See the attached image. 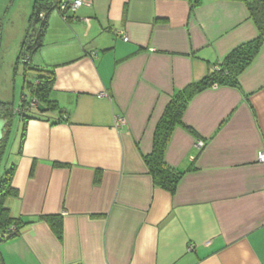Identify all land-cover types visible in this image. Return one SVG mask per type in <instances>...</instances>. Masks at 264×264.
Listing matches in <instances>:
<instances>
[{"label": "crops", "instance_id": "0c3cea01", "mask_svg": "<svg viewBox=\"0 0 264 264\" xmlns=\"http://www.w3.org/2000/svg\"><path fill=\"white\" fill-rule=\"evenodd\" d=\"M82 2L50 12L31 58L55 71L65 120L27 122L5 203L30 223L1 244L4 264H264V43L240 88L189 102L165 153L184 172L175 193L144 159L171 97L259 35L246 3Z\"/></svg>", "mask_w": 264, "mask_h": 264}, {"label": "trees", "instance_id": "16d2710c", "mask_svg": "<svg viewBox=\"0 0 264 264\" xmlns=\"http://www.w3.org/2000/svg\"><path fill=\"white\" fill-rule=\"evenodd\" d=\"M246 3L251 18L255 21L259 35L246 43L233 49L226 58L215 65L209 73L197 82H193L182 90H178L167 104L160 118L154 134L152 152L144 157L149 174L154 184L171 193H175L177 186L184 174L183 171L170 166L165 160L168 142L176 126L182 124L184 113L189 102L200 92L213 86H228L240 88L239 77L243 71L254 61L264 43V0H242ZM191 11L200 6L204 0H189ZM63 0H34L29 26L22 40L18 55L17 65L23 63L25 69H30L31 58L43 46L44 36L48 28V16L55 9H60L64 15L66 10L61 9ZM2 23L0 21V40ZM38 77L34 83L28 82L29 94L23 93L17 108L14 103L0 100V119L6 117V127L3 139L0 141V154H3L10 135V125L14 116H19L23 121L21 146H23L26 125L30 119H51V114L57 112L60 116L51 119V124H58L65 120L64 110L57 102L51 99V93L56 83L54 70L38 69ZM37 104L32 105L33 102ZM16 165L6 170L0 176V246L3 242L16 238L23 227L30 223L21 217H14L9 207L6 206V198L18 196V190L13 186V176ZM49 224L53 226L58 235H62V222L59 215H43ZM0 264L4 260L0 250Z\"/></svg>", "mask_w": 264, "mask_h": 264}, {"label": "rangeland", "instance_id": "374dc122", "mask_svg": "<svg viewBox=\"0 0 264 264\" xmlns=\"http://www.w3.org/2000/svg\"><path fill=\"white\" fill-rule=\"evenodd\" d=\"M34 0H0V100L20 103L23 93L29 94L28 82L34 83L38 72L34 64L26 70L23 63L17 65L22 40L25 37L32 15ZM36 68V67H35ZM23 121L14 116L10 125V135L3 154H0V176L15 162L23 130Z\"/></svg>", "mask_w": 264, "mask_h": 264}, {"label": "built area", "instance_id": "2783aa9c", "mask_svg": "<svg viewBox=\"0 0 264 264\" xmlns=\"http://www.w3.org/2000/svg\"><path fill=\"white\" fill-rule=\"evenodd\" d=\"M82 0H75V1H71V0H63V3L61 4V9L62 10H66V9H73L75 10L76 8H78L79 6L82 5ZM37 103L34 101L32 103L33 106H35ZM122 123H125L123 118H118L117 119V124L120 125ZM198 146L199 148H203L205 146V143L203 141H199L198 142ZM259 160L260 161H264V151H262L259 154Z\"/></svg>", "mask_w": 264, "mask_h": 264}, {"label": "water", "instance_id": "95a60500", "mask_svg": "<svg viewBox=\"0 0 264 264\" xmlns=\"http://www.w3.org/2000/svg\"><path fill=\"white\" fill-rule=\"evenodd\" d=\"M6 122V117L0 120V140L3 138V127L5 126Z\"/></svg>", "mask_w": 264, "mask_h": 264}]
</instances>
